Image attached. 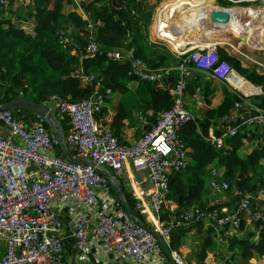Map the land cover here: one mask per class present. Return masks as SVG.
I'll return each mask as SVG.
<instances>
[{"label": "built area", "instance_id": "obj_1", "mask_svg": "<svg viewBox=\"0 0 264 264\" xmlns=\"http://www.w3.org/2000/svg\"><path fill=\"white\" fill-rule=\"evenodd\" d=\"M11 1L0 0V15ZM167 18L168 12L163 10L155 15L154 21L163 23ZM97 23L86 22L88 34L79 59L103 52L109 59L129 57L130 52L117 48L100 49L93 33ZM167 27L173 33L177 31L173 24ZM69 31V28L60 30L62 43L69 41ZM196 43L194 47L184 44L171 50L179 61L157 68L147 66L140 57H131L127 73L141 80L162 81L172 70L178 74L171 88L174 95L171 106L157 112L155 124L131 143L121 142L110 125L96 115L103 104L97 84L83 98L50 97L46 103L53 101L58 114L68 117L64 140L69 149L75 157L90 159L92 163L75 162L62 149L58 150L59 134L45 126L43 116L36 114L24 119L17 117L12 108L0 109V122L7 130L6 134H0V264H68L63 211L72 224L71 234L79 261H84L87 251L93 247L100 258L108 262L112 257H120L124 264H164L168 255L163 245L131 217L122 199L111 192V183L100 164L106 165L115 177L124 174L127 162L133 169L147 172L151 185L133 190L134 206L139 213L148 216L146 222L166 240L175 225L185 226L191 219L214 221L218 225L228 222L235 227L242 214L249 220H264L261 204L264 187L254 191L233 188L236 205L231 209L222 207L220 211L225 213L221 216H217L214 208L196 207L181 210L177 215L170 214L169 219L162 217L164 208L168 207L166 194L170 175L189 162L180 130L194 119L193 112L183 101L190 63L208 70L239 95L231 110L221 116L217 125L220 133H215L213 128L208 130L207 138L212 144L220 148L224 146L225 137L235 134L239 128L264 125V108L249 99L250 95L261 93L262 88L226 60L219 59L216 43L209 41L206 35ZM74 75L86 82L94 78L82 65L75 68ZM193 97L196 103H202L199 88H195ZM220 184L223 189L228 187L227 181ZM211 185L216 186L214 181ZM171 256L176 264H195L177 250H171Z\"/></svg>", "mask_w": 264, "mask_h": 264}, {"label": "trees", "instance_id": "obj_2", "mask_svg": "<svg viewBox=\"0 0 264 264\" xmlns=\"http://www.w3.org/2000/svg\"><path fill=\"white\" fill-rule=\"evenodd\" d=\"M159 1L161 0L79 1L82 10L88 13L89 19L93 22L98 21L93 27V33L100 49L105 51L109 48H117L125 53L130 52L129 57L125 56L121 60L109 59L105 52L79 59L86 43L88 30L85 28L87 19L78 12L74 0H31V4L26 3L16 8L11 2V5L9 4V7L0 15V104L9 102L19 95L27 96L39 103H46L52 95L71 100L79 99L88 96L97 84L98 91L103 95V104L96 115L109 123L113 133L121 142H124L119 137L118 130L129 113L124 105L123 96H120L114 106L115 111L111 121L108 120L107 115L111 110L108 92L118 91L119 95H124L130 89L128 82L139 80L145 85L147 96L150 93L148 108L159 112L169 108L174 100V95L169 89L173 87L178 76L175 70L168 73L162 81L141 80L127 73L133 56L140 57L151 68L179 61L165 44L152 42L149 39V24ZM183 1L165 0L156 9L155 15H160L163 10L167 11L168 18L163 24L168 25L177 5ZM185 1L195 2L196 0ZM218 1L223 5L232 4L230 0ZM208 2L210 3L211 0H204L201 6ZM153 18H155L154 14ZM67 28L70 29L69 41L62 43L59 40V32ZM157 37L165 38L172 48L184 45V43H173L161 35ZM187 42L190 44L192 40ZM217 51L219 59L226 60L239 73L264 89L263 70L244 65L240 58L223 47H218ZM80 65L85 72L94 74L92 81L86 82L74 75L75 68ZM189 66L191 68L187 89L193 93L196 87L193 81L196 82L199 75L198 72H192L197 69L193 63ZM256 97L260 98V102L256 105L264 108V92ZM237 99L239 95L236 92L225 91L221 102L206 108L202 118H196L194 115V119L189 120L181 128V139L189 148L187 150L189 162L185 168L170 175L166 198L176 202L177 207L164 208L163 218L169 219L170 214L177 215L181 210L196 207L204 210L214 208L218 211L217 216H221L225 213L220 211L222 207L232 208L237 201V196L233 195V188L254 191L264 187V178L258 177L257 180L254 178L257 165L264 159V125L239 128L235 134L225 137L224 146L220 148L207 138L210 127L215 133H220L217 127L219 120L222 115L231 110ZM206 102L210 100L206 98ZM12 109L16 110L17 117L24 119H31L36 115L34 111L24 107ZM23 110L29 111L31 117L25 115ZM52 112L60 122L63 134L66 135L68 117L60 116L56 108H53ZM44 124L49 129L53 128L46 120ZM151 126L152 124L148 122L143 127V132ZM245 147H248V151ZM57 149L61 150L60 145ZM242 149L246 151L244 154ZM213 168L222 170L221 176H217L218 181L224 180L228 183V187L223 191L226 198L210 200L208 197L206 179L212 176ZM118 181L123 187L128 203L144 220V215L135 208L134 197L126 188L123 179L119 177ZM110 185L111 192L118 196L112 184ZM215 189L216 187L213 188ZM261 204L264 205V200ZM262 212L264 213V210ZM248 222L246 216L242 214L238 226L235 227L240 231H232L224 236L227 247L232 250L231 254L225 256L219 250V258L227 257L225 259L229 260V264H235L237 260L239 264H264V220L252 221L247 228ZM214 223L213 221L204 226V221L191 219L185 226L175 225L169 233L170 249L179 251L180 246L188 239V232L193 229L202 231L201 238L191 247V254L195 264H207V251L214 244L215 227H219L218 230L223 232L232 226L228 222L221 226ZM235 247L239 248L238 251L233 250ZM254 256H257V261L250 263L249 259Z\"/></svg>", "mask_w": 264, "mask_h": 264}, {"label": "crops", "instance_id": "obj_3", "mask_svg": "<svg viewBox=\"0 0 264 264\" xmlns=\"http://www.w3.org/2000/svg\"><path fill=\"white\" fill-rule=\"evenodd\" d=\"M28 1L31 2V0H26L24 4L29 3ZM196 1L197 2L194 3V2L184 0L183 2L177 5L176 11H178V13L174 11V16L171 18V20L168 23V24H171V25L173 24L176 26L177 31L175 33L168 30V27H167L168 25L160 23V22L157 23L155 21H152L149 24V39L152 42H155L154 40L155 35H161L163 37L168 38L173 43H184L186 44L185 46L189 48V47H194L197 44L196 42L198 38L202 37L203 35H206V37L209 38V41L213 40V43H216L217 38L211 35L217 36L218 33L222 34L224 32H227L225 27L222 29L224 23L222 25H219L217 29L214 27L213 28L210 27L213 30V32H207L204 30V29H207L206 28L207 24L203 25V27L199 25H195L196 20L193 16H190L191 15L190 12L193 9L194 15H196V17L199 18L201 17L200 16L201 13L202 15H209V13L211 12L213 8L219 10L220 7L218 8L216 5L213 4L215 0H211L210 3L206 4V8L202 10L201 2H203L204 0H196ZM231 1L240 2V1H246V0H231ZM11 2L13 3L12 6L14 7L15 0H12ZM193 3L196 5L195 7L192 8V6L194 5ZM15 6L17 5L15 4ZM246 8L248 12L247 17L243 19L242 18L243 13L238 14L237 17H235L241 24H245V23L247 24L253 21V18H255L258 14V9L253 8V7H246ZM76 9L81 14V16L84 18L85 17L84 11L81 8H79L77 5H76ZM244 15H246V13H244ZM190 20H192L194 24L190 29H187V27L191 25ZM260 20L258 21L261 22ZM16 24H19V23H16ZM25 24H27V22ZM24 26L27 28L26 25ZM263 26H264V23H263ZM25 30L28 31L31 29H25ZM187 40H192V42H189L190 44H188ZM218 42L222 43L221 40H218ZM261 44L258 47H260ZM261 47H264V43L262 44ZM169 49L174 50L177 48H169ZM195 72H198L199 76L196 82L193 81V85L196 86L195 88L200 89V92L202 94V103L195 102L193 93L190 92L189 89L185 91L183 95V101H184L185 107L191 110L196 116V118L197 117L202 118L204 116V112L206 108L210 106H216L223 99V95L225 91H229L231 89L228 88L221 79L210 74L208 70L196 69ZM128 87L130 89H128V91L124 95H119L118 91H110L108 92V95H107L109 99L108 103L111 108V110L108 112L107 117H108V120L110 121L115 111L114 106L117 103V100L119 99L120 96H123L124 105L126 109L128 110L129 116L123 119L122 126L118 130V132H119V137L126 143L135 141V139H137L141 135V133L143 132V127L149 122L148 120L149 115L154 111L153 109H150L147 107V102H148L150 93L147 96V93H146L147 90H146L145 85L139 82V80H130L128 82ZM171 88L169 89L170 92H171ZM206 98L210 100V102H208L209 104L206 102ZM23 113L31 117L30 116L31 113L29 111L26 112L23 110ZM105 120H107V118ZM5 133H7V130L0 122V134H5ZM188 149L189 148H187V150ZM246 151H248V147L246 148ZM221 173H222L221 169L213 168L212 176L209 178L207 182V187H208L207 189L209 190L208 197L210 194L215 193L217 190V188L213 190L214 186L211 185V180H214V179L218 180L217 176H221L220 175ZM119 177L120 179H123V183L126 184V188L131 192V194L133 190H137L138 188H149L151 185L147 177V172L144 170L133 169V167L131 166L129 162L125 164L124 174L122 176H118V178ZM118 178L116 177L117 181H118ZM223 191H221L219 194V197L222 199L227 197ZM209 199L212 200L211 198ZM166 204L168 205V207H171V208L177 207L176 202H174L172 199H168ZM62 217L65 222L64 224V235H65L64 251H65V259L68 262V264H124V261L120 257H116V258L112 257V260L110 262L100 258V256L96 253V250L93 247L89 248V250L87 251V258L84 261L83 260L79 261L76 257L74 239L71 234L72 224L69 223L68 215L65 211H63ZM147 217H148L147 215L144 216V221H146ZM207 225L208 223L204 222V226H207ZM250 225H251V222H248L247 228H249ZM218 229L219 227H215V230L213 232L214 244L210 246L207 251V257H206L207 264H229V260L225 259L227 257L222 258V259L219 258L218 252L219 250H221L222 254H224L225 256H228L227 253H228V250L230 249L227 247V243L225 240L226 238L224 236H226L232 231H240L237 228H232V227H228V229H226L223 232H220ZM201 233L202 231H199L196 229H193L192 231L188 232L187 233L188 239H186L179 248V251L186 257V259L190 263L195 262V259L193 258L191 254V247L197 240H199V238H201ZM219 239L223 242L226 248L225 247L219 248V244H218L219 242L217 241ZM167 242L169 244V240H167ZM233 250L238 251L236 247ZM256 261H257V256L251 257L249 259L250 263H255ZM164 264H171L169 257H167L166 262ZM235 264H239V261L237 260Z\"/></svg>", "mask_w": 264, "mask_h": 264}, {"label": "water", "instance_id": "obj_4", "mask_svg": "<svg viewBox=\"0 0 264 264\" xmlns=\"http://www.w3.org/2000/svg\"><path fill=\"white\" fill-rule=\"evenodd\" d=\"M221 8H224V7L221 6ZM257 9H258V12L261 10L259 8H257ZM228 18H229V14L227 13L226 10H221V9L217 10V9L213 8L210 12L209 22H208L206 28L209 29L211 26L216 27L217 25H222L224 22H226L228 20ZM212 42H213V40H212ZM217 44L221 45V47H223V44H226L228 46V44H230V43H229V41H224L222 43H217ZM192 72H195V71L192 70ZM251 101L254 103H259L260 98L253 97V98H251ZM54 106H55V103L53 101L46 103V104L45 103H39V102H36L33 99H30L26 96L19 95L18 97H16L15 99H13L9 102H5L3 104H0V109L13 108V107H24V108L31 109L36 114L43 116L46 119V121L53 127V129L58 132L59 137H60L61 149L63 150L64 154L68 158H70L71 160L78 162V163H92V161L90 159L77 158L73 155L72 151L69 149L67 143L64 140V134H63L62 126H61L60 122L54 117V114L52 112V108H54ZM148 120L151 124H155V122H156V112L155 111H153L149 115ZM99 167L108 176L110 183L112 184V186L114 187L116 192L119 194L120 198L123 201V204H124L126 210L129 212L131 217L136 219V221L139 224L144 226L146 229H148L155 236V238L163 245V248L169 257L171 264H176L174 262L172 256H171V251H170V247H169L168 242L162 236H160L151 226H149L146 223V221L142 220L136 214L135 210L130 206V204L127 201L123 187L119 184L116 177L112 174V171L106 165H103V164H100ZM215 183H216L217 190L215 193L209 195V198H211L213 200H216L219 197L220 192L223 191L221 184L218 183L217 180H215Z\"/></svg>", "mask_w": 264, "mask_h": 264}, {"label": "rangeland", "instance_id": "obj_5", "mask_svg": "<svg viewBox=\"0 0 264 264\" xmlns=\"http://www.w3.org/2000/svg\"><path fill=\"white\" fill-rule=\"evenodd\" d=\"M163 1H165V0L159 1L157 3V5L155 6V8H154L155 10L153 11L154 16H155V13H156V9L158 7H160V5H161V3ZM24 2H26V0H15L14 3L17 6H21V5H24ZM196 2L197 1H195L194 3H196ZM215 2H217L218 4H216ZM215 2L214 3H215L216 6H222V7H224V8H221L220 7V9L221 10H226L228 14H231V12L229 10V8H231V7H253V8H259L262 11L261 12H258L257 16L255 18H253L252 25L254 26V31H256L258 29V26H259V24L261 25V22L264 23V0H250V1L249 0H246V1H241V2H233L231 5H229V4H226V5L220 4L218 0H215ZM15 4H14V7H17V6H15ZM29 4H31V2H29ZM206 4L207 3H204L201 6V9L202 10H204L206 8ZM195 5L196 4H194L192 6V8L195 7ZM203 12H205V11H203ZM153 14H152L151 22L154 21ZM190 14H191L190 16H193L195 18V20H196L195 25H199V26L203 27V25L207 24L208 19H209V15H202V13H201L200 14L201 17L197 18L196 15H194V13H193V9L191 10ZM84 16H85L84 18L87 19V21H92V20L89 19V17H88L89 15H88L87 12H84ZM258 20H260L261 22H259ZM190 21H191L190 22L191 25H189L187 27V29H190L193 26V24H194V22L192 20H190ZM196 23H198V24H196ZM254 23H255V25H254ZM230 24H231V22H229V21L224 22L222 29L224 27H226L227 25H230ZM218 26L219 25H217L216 27H214V26H211V27L212 28L214 27V28L217 29ZM204 30L207 31V32H213V30L211 28L204 29ZM226 33H231L235 37L236 41L235 40H231L230 38L221 40L222 42L229 41V43H230V44H228V46L226 44H223V48H225L229 53L234 54L235 56H237L238 58H240L241 61H242V63L244 65L253 66V67H256L257 70H263L264 71V47L263 48H256V49L253 48V49H250L252 44H250V46H249L247 44L248 42L247 43L244 42L246 40L245 37H244V35L241 36V37L238 36L239 38H236V36L231 31L226 32ZM218 35H219V33L217 34V36ZM215 38H217L216 41H217V43H219L218 40L221 39L220 36L219 37H215ZM154 40H155V42L165 44L168 48H172L163 39H159V38L155 37ZM217 43L215 44V47L216 48L221 47V45H218ZM245 148H247V147H245ZM245 152H246L245 149H242V153L244 154ZM258 177L264 178V159L256 167V173L254 175L255 180H257ZM209 178L207 177V179H206L207 182H208ZM217 241L219 242L218 243L219 244V248L225 247V245L223 244V242L220 239L217 240ZM226 243H227V240H226ZM236 249H239V248L236 247ZM227 254L230 255L231 254V250H228V253Z\"/></svg>", "mask_w": 264, "mask_h": 264}, {"label": "bare ground", "instance_id": "obj_6", "mask_svg": "<svg viewBox=\"0 0 264 264\" xmlns=\"http://www.w3.org/2000/svg\"><path fill=\"white\" fill-rule=\"evenodd\" d=\"M229 10L231 11L232 14L229 15V18H228L227 21L231 22V24L227 25L225 27L226 31L227 32L231 31L236 36V38H239L238 36L241 37V36L244 35L245 39L247 40V41L245 40L244 42H246V43L248 42L247 44L249 46H250V44H252L250 49L263 48V47H261L262 44L264 43V40H263V38H264V26H263V23L261 22V25L260 24H259V26L257 25L258 29L256 31H254V26L252 25L253 21H251V22H249L247 24L246 23L245 24H241L235 18V17H237L238 14H241V13H243V15H242L243 19L245 17H247L248 12H247V8L246 7H231V8H229ZM244 13H246V15H244ZM254 25H255V23H254ZM211 36H214V37H219L220 36V38H221L220 40H224V39L230 38L231 40H235L236 41L235 37L231 33H226L225 32L223 34H219L218 36H215V35H211ZM260 44H261V46L258 47ZM252 89H254V86H252Z\"/></svg>", "mask_w": 264, "mask_h": 264}, {"label": "clouds", "instance_id": "obj_7", "mask_svg": "<svg viewBox=\"0 0 264 264\" xmlns=\"http://www.w3.org/2000/svg\"><path fill=\"white\" fill-rule=\"evenodd\" d=\"M79 1L80 0H74V2L76 3V5L79 7V8H81V6H80V4H79ZM231 1V0H230ZM232 3H233V1H231ZM241 2V1H240ZM216 4H218L217 2H215ZM215 3H213L214 5H215ZM217 7H221V6H217ZM82 9V8H81ZM209 15H210V13H209ZM208 22H209V19H208ZM208 22H207V24H208ZM207 26V25H206ZM197 69H199V68H197ZM253 83V82H252ZM255 84V83H254ZM256 85H258V84H256ZM258 86H260L261 88H262V86L261 85H258ZM264 92V89L262 88V92L261 93H263ZM261 93H259V94H261ZM259 94H255V95H250L249 96V99L251 100V98H253V97H256V96H258ZM259 98V97H258ZM252 102V101H251ZM254 103V102H253ZM256 104V103H255ZM215 180L216 179H214V180H211V182L212 181H214L215 182ZM224 181V180H223ZM217 182L218 183H221V182H219L218 180H217ZM216 184V183H215ZM214 187H216V186H214ZM217 188V187H216ZM223 190H225V189H223ZM213 200V199H212ZM217 200V199H216ZM264 200V199H263ZM236 205V202H234V205H233V207ZM232 207V208H233ZM229 209H231V208H229ZM245 215V214H244ZM246 216V215H245ZM249 222H252L253 220H249L248 218H246ZM202 221H204V222H207L208 224L210 223H212L211 221H208V220H202ZM214 224H216V223H214ZM149 225V224H148ZM217 226H221V225H218V224H216ZM149 226H151V225H149ZM232 228H235V226H231ZM168 239H169V237H168ZM167 239V240H168ZM166 240V239H165ZM166 240V241H167ZM172 249H170V251H171Z\"/></svg>", "mask_w": 264, "mask_h": 264}]
</instances>
